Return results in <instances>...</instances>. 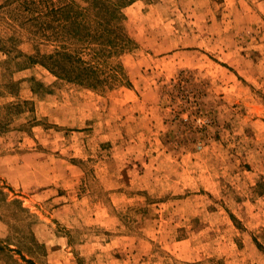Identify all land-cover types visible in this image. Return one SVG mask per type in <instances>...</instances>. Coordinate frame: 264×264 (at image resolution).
Listing matches in <instances>:
<instances>
[{
    "label": "rangeland",
    "instance_id": "1",
    "mask_svg": "<svg viewBox=\"0 0 264 264\" xmlns=\"http://www.w3.org/2000/svg\"><path fill=\"white\" fill-rule=\"evenodd\" d=\"M16 6L0 264H264V0H127L100 63L69 38L59 67Z\"/></svg>",
    "mask_w": 264,
    "mask_h": 264
},
{
    "label": "trees",
    "instance_id": "2",
    "mask_svg": "<svg viewBox=\"0 0 264 264\" xmlns=\"http://www.w3.org/2000/svg\"><path fill=\"white\" fill-rule=\"evenodd\" d=\"M126 2L127 0H17L15 18H10L8 24L13 26V19L22 18L30 24V30L37 39L56 40L55 51L48 57L56 67L64 64L65 60L70 64H84L81 57L68 52L65 43L69 38L76 39L80 46H99L94 56L100 63L120 43L121 33L118 30L122 29L121 8Z\"/></svg>",
    "mask_w": 264,
    "mask_h": 264
}]
</instances>
